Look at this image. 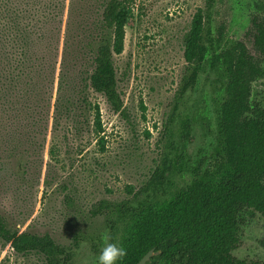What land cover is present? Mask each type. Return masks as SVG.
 Returning <instances> with one entry per match:
<instances>
[{
    "label": "trees",
    "instance_id": "16d2710c",
    "mask_svg": "<svg viewBox=\"0 0 264 264\" xmlns=\"http://www.w3.org/2000/svg\"><path fill=\"white\" fill-rule=\"evenodd\" d=\"M67 1L0 0V141L45 142L52 120L53 131L67 124L66 138L88 126L104 151L101 108L91 93L125 116L114 58L124 51L136 0ZM214 4L206 0L184 36L187 67L160 163L144 186H128L127 199L103 200L91 211L105 217L109 242L126 249L117 264H138L152 250L161 253L148 264H241L232 255L241 229L248 217L264 216V106L252 100L253 84L264 79V67L242 41L224 43L215 34ZM255 9L254 44L264 59V0H257ZM206 67L223 92L215 101L214 156L206 169H191L184 153L191 123L178 112ZM57 155L53 146L49 156ZM0 244L18 255L43 257L45 264L73 260L72 250L50 234L14 229L1 213ZM93 249L98 250L96 244Z\"/></svg>",
    "mask_w": 264,
    "mask_h": 264
},
{
    "label": "rangeland",
    "instance_id": "374dc122",
    "mask_svg": "<svg viewBox=\"0 0 264 264\" xmlns=\"http://www.w3.org/2000/svg\"><path fill=\"white\" fill-rule=\"evenodd\" d=\"M256 2L215 0L213 29L224 43L242 41L264 67L254 44ZM205 6L206 0L135 1L134 17L125 29L124 51L114 58L125 116L113 112L103 96L90 95L101 108L104 151L88 126L66 138L67 124L53 131L52 120L45 142L25 143L18 137L0 141V213L12 228L50 234L57 244L72 250V264H98L103 237L109 231L105 217L93 216L91 211L103 200L127 199L128 186L135 190L144 186L160 163L166 126L187 67L183 39L197 10ZM66 22L67 10L61 52ZM61 59L60 54L57 76ZM222 94L206 67L180 104L178 114L188 116L191 123V142L184 149L191 169L201 166L204 170L212 161L215 101ZM55 98L56 90L53 104ZM252 100L264 106V79L253 84ZM53 146L58 151L55 159L49 156ZM16 148L19 151L14 153ZM176 184H182L179 178ZM64 185L68 189H60ZM0 253V263L5 259V264H45L43 257L18 255L9 246L1 249V244ZM232 255L241 264H264V216L247 218Z\"/></svg>",
    "mask_w": 264,
    "mask_h": 264
},
{
    "label": "clouds",
    "instance_id": "9594fccd",
    "mask_svg": "<svg viewBox=\"0 0 264 264\" xmlns=\"http://www.w3.org/2000/svg\"><path fill=\"white\" fill-rule=\"evenodd\" d=\"M103 240L105 243L98 258V264H117L118 261L127 255L125 248L119 246L117 243L109 242V236H104Z\"/></svg>",
    "mask_w": 264,
    "mask_h": 264
},
{
    "label": "water",
    "instance_id": "95a60500",
    "mask_svg": "<svg viewBox=\"0 0 264 264\" xmlns=\"http://www.w3.org/2000/svg\"><path fill=\"white\" fill-rule=\"evenodd\" d=\"M161 251L155 252L154 250L148 252L138 264H147L151 261V258L160 255Z\"/></svg>",
    "mask_w": 264,
    "mask_h": 264
},
{
    "label": "flooded vegetation",
    "instance_id": "af4514ba",
    "mask_svg": "<svg viewBox=\"0 0 264 264\" xmlns=\"http://www.w3.org/2000/svg\"><path fill=\"white\" fill-rule=\"evenodd\" d=\"M151 259H152V258H151ZM150 262H151V261H150ZM150 262H149V263H150ZM147 264H148V263H147Z\"/></svg>",
    "mask_w": 264,
    "mask_h": 264
}]
</instances>
